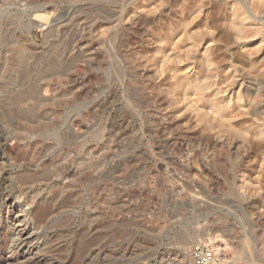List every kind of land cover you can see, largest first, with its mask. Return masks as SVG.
Listing matches in <instances>:
<instances>
[{
    "label": "rangeland",
    "instance_id": "obj_1",
    "mask_svg": "<svg viewBox=\"0 0 264 264\" xmlns=\"http://www.w3.org/2000/svg\"><path fill=\"white\" fill-rule=\"evenodd\" d=\"M5 193L0 264H264V0H0Z\"/></svg>",
    "mask_w": 264,
    "mask_h": 264
},
{
    "label": "bare ground",
    "instance_id": "obj_2",
    "mask_svg": "<svg viewBox=\"0 0 264 264\" xmlns=\"http://www.w3.org/2000/svg\"><path fill=\"white\" fill-rule=\"evenodd\" d=\"M238 23L236 20L234 21H231L230 22V26L237 30L238 29ZM241 25V24H240ZM189 87H194V88H201V84L199 83H190L189 84ZM214 95V94H213ZM175 102V101H174ZM177 102V101H176ZM210 106V105H209ZM218 119V118H217ZM220 122V121H219ZM229 123V122H228ZM210 126V125H209ZM208 126V127H209ZM188 128V127H186ZM210 128V127H209ZM227 131V130H226ZM220 136V135H219ZM2 156V155H1ZM71 171V170H70ZM71 173V172H70ZM2 175V174H1ZM50 177H48V175H43L40 179L43 181V182H46L47 180H49ZM57 179V178H55ZM3 187H5V185H3ZM11 188V187H10ZM9 189V188H7ZM6 191V190H5ZM13 196V195H12ZM11 195H9L8 193H5L4 196H3V204L2 202H0V219H4L6 220V222H8L9 224V227H10V230L11 232L15 235L16 237V240H20L21 242L22 241H25L27 238H29L31 236V232H29V225H31L29 223V218H27V216L29 215V212L26 208H24V206L21 204L20 201H16L14 197H12ZM50 198V197H49ZM67 200V199H66ZM40 201V200H39ZM73 203V202H72ZM71 204V203H70ZM44 205V204H41V206ZM48 205V204H47ZM53 205V204H52ZM40 206V207H41ZM46 206V204H45ZM47 207V206H46ZM53 207V206H52ZM54 209V208H52ZM40 210V209H39ZM38 210V211H39ZM42 212H40L41 214H39L38 212V221H42L43 219H45V208H41ZM37 216V215H36ZM37 216V217H38ZM34 217V216H33ZM36 217V219H37ZM50 218V217H49ZM65 219V218H64ZM66 221V220H65ZM37 222V221H36ZM44 222V221H43ZM65 224V222L63 221V223L61 222L60 224H58V226H65L63 225ZM33 225V224H32ZM45 224H42V226H44ZM34 226V225H33ZM41 226V225H40ZM8 227V228H9ZM55 228V227H54ZM73 228V227H71ZM65 232H70V227H68L67 225L65 226V229H61V228H55V229H52V231L50 232V236L51 238L53 237H57ZM86 232V231H85ZM84 232V233H85ZM49 233V232H48ZM68 234V233H67ZM93 234V233H92ZM66 235V233L64 234ZM89 235V234H88ZM88 235H85L83 234V236H88ZM94 235V234H93ZM49 236V237H50ZM66 237V236H65ZM81 237V236H80ZM5 238H7L9 240V237H7V235H5ZM84 238V237H82ZM95 238V236H94ZM6 239V240H7ZM49 239V238H48ZM60 239V238H59ZM58 239V240H59ZM51 240V239H50ZM57 240V241H58ZM82 240V239H81ZM81 240H79L81 242ZM65 241V240H64ZM59 242V241H58ZM96 242V239L95 241L93 242V239L90 238V239H84L81 244L82 246L80 247V249H77L79 247L76 248L77 250V259L75 260L76 263H79V264H90L93 259L96 257V254H95V249H94V243ZM53 243V242H52ZM64 243V242H63ZM67 243V241H66ZM51 244V243H50ZM62 244V243H60ZM54 245V244H52ZM64 244H62L61 246H63ZM50 246V245H49ZM67 246V245H66ZM51 247V246H50ZM54 247V246H53ZM64 248V247H63ZM67 248V247H66ZM60 249V245L59 246H55V248H53L52 250H44L41 254L43 255L42 257H44L42 259L43 262H41L39 259V261L35 264H61L58 260V257L56 258L54 256V254L56 255V252H58V250ZM74 250V249H72ZM64 252V251H63ZM72 252V251H71ZM59 253H62V252H59ZM58 255V253H57ZM40 256V255H39ZM61 256V254H60ZM39 258V257H38ZM72 259V258H71ZM75 259V258H74ZM61 262L63 259H60ZM66 260V259H65ZM70 260V259H69ZM24 262V261H23ZM28 262V261H26ZM69 263V261H67ZM73 262V261H72ZM75 263V262H74ZM75 263V264H76ZM34 264V263H32ZM66 264V263H65ZM73 264V263H72Z\"/></svg>",
    "mask_w": 264,
    "mask_h": 264
},
{
    "label": "built area",
    "instance_id": "obj_3",
    "mask_svg": "<svg viewBox=\"0 0 264 264\" xmlns=\"http://www.w3.org/2000/svg\"><path fill=\"white\" fill-rule=\"evenodd\" d=\"M191 264H233L230 256L215 250L209 243L198 241L187 251Z\"/></svg>",
    "mask_w": 264,
    "mask_h": 264
}]
</instances>
